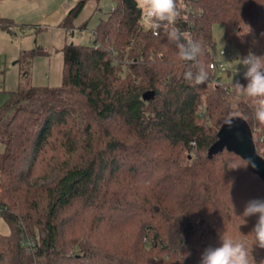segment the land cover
<instances>
[{
  "label": "trees",
  "instance_id": "obj_1",
  "mask_svg": "<svg viewBox=\"0 0 264 264\" xmlns=\"http://www.w3.org/2000/svg\"><path fill=\"white\" fill-rule=\"evenodd\" d=\"M114 2L91 45L63 47L59 85L22 81L0 106V264H200L222 233L260 264L256 217L241 215L264 200V181L218 132L233 114L264 160V124L234 87L244 74L214 83L209 63L214 23L222 49L264 55V0H176L175 27L203 49L196 61L180 59L168 28L141 22L136 0ZM243 23L252 33L240 37ZM200 67L205 84L185 79ZM25 233L37 237L33 252Z\"/></svg>",
  "mask_w": 264,
  "mask_h": 264
},
{
  "label": "rangeland",
  "instance_id": "obj_2",
  "mask_svg": "<svg viewBox=\"0 0 264 264\" xmlns=\"http://www.w3.org/2000/svg\"><path fill=\"white\" fill-rule=\"evenodd\" d=\"M78 1L0 0V106L8 99V91L22 81L36 87L59 85L63 47L68 43L91 45L93 29L115 4L114 0H83L80 12L67 22L68 11ZM212 36V56L224 63L223 69L213 71V82L239 80L246 70L239 64V50L228 48L231 59L225 61L219 54L225 46L222 24L212 25ZM8 232L9 226L0 217V233ZM24 235L32 237L29 233Z\"/></svg>",
  "mask_w": 264,
  "mask_h": 264
},
{
  "label": "clouds",
  "instance_id": "obj_3",
  "mask_svg": "<svg viewBox=\"0 0 264 264\" xmlns=\"http://www.w3.org/2000/svg\"><path fill=\"white\" fill-rule=\"evenodd\" d=\"M136 3L138 9L141 10V22L144 25L154 32L162 27L169 29L167 32L168 41L176 46L180 59L184 61L197 60L203 51L201 44L185 39L186 33L175 27L176 21L181 17V9L177 7L176 0H136ZM251 33V26L243 23V29L237 35L243 37ZM239 64L246 69L244 78L247 80V85L244 86L236 82L234 87L239 95L251 100L254 107V118L264 124V55L256 56L249 53L246 57L239 59ZM236 70L238 71V69ZM184 75L185 79L193 81L195 85L205 84L208 80V73L203 67H200L195 74L189 71ZM234 118L236 117L233 114H229L224 123L231 127ZM248 165L255 167L252 160H243V167ZM238 167L241 166L232 165L230 168ZM241 217L244 218L245 223L247 218L256 217V222L249 233L252 236V248L256 246L264 249V200L250 201ZM220 239L219 247H209L204 250L200 264H256L252 255L250 261L249 248L244 242L225 238L223 233ZM260 264H264V260H261Z\"/></svg>",
  "mask_w": 264,
  "mask_h": 264
},
{
  "label": "water",
  "instance_id": "obj_4",
  "mask_svg": "<svg viewBox=\"0 0 264 264\" xmlns=\"http://www.w3.org/2000/svg\"><path fill=\"white\" fill-rule=\"evenodd\" d=\"M153 96L152 91H146L142 97L149 99ZM218 135L229 149L236 152L243 160H252L255 167L248 165L264 181V160L257 153L252 134L247 128H241L234 124L222 127Z\"/></svg>",
  "mask_w": 264,
  "mask_h": 264
},
{
  "label": "built area",
  "instance_id": "obj_5",
  "mask_svg": "<svg viewBox=\"0 0 264 264\" xmlns=\"http://www.w3.org/2000/svg\"><path fill=\"white\" fill-rule=\"evenodd\" d=\"M219 54L225 58V61L231 59V54L226 49H220ZM209 68L215 69V70L223 69L224 63L223 62H210ZM21 243L25 247L27 252H33L37 244V238L35 239L34 237L23 235L21 237Z\"/></svg>",
  "mask_w": 264,
  "mask_h": 264
},
{
  "label": "crops",
  "instance_id": "obj_6",
  "mask_svg": "<svg viewBox=\"0 0 264 264\" xmlns=\"http://www.w3.org/2000/svg\"><path fill=\"white\" fill-rule=\"evenodd\" d=\"M7 21H8V20H7ZM13 90H14V89H13ZM9 91H10V90H9ZM9 91H8V92H9Z\"/></svg>",
  "mask_w": 264,
  "mask_h": 264
}]
</instances>
